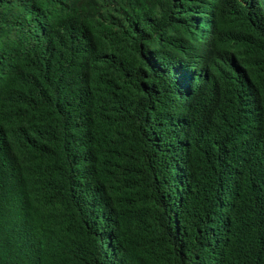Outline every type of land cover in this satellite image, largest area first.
<instances>
[{"label":"trees","instance_id":"obj_1","mask_svg":"<svg viewBox=\"0 0 264 264\" xmlns=\"http://www.w3.org/2000/svg\"><path fill=\"white\" fill-rule=\"evenodd\" d=\"M0 264H264V0H0Z\"/></svg>","mask_w":264,"mask_h":264}]
</instances>
